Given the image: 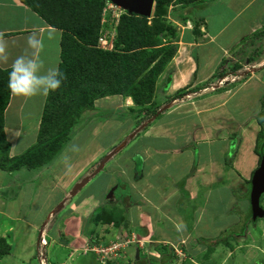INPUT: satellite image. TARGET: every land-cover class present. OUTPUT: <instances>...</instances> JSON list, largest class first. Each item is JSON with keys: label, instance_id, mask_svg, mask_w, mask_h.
<instances>
[{"label": "crops", "instance_id": "0c3cea01", "mask_svg": "<svg viewBox=\"0 0 264 264\" xmlns=\"http://www.w3.org/2000/svg\"><path fill=\"white\" fill-rule=\"evenodd\" d=\"M186 14L187 18L184 22L179 21L178 16L169 17L174 25L182 29V33L179 50L156 82L157 93L154 104L159 107L160 113L156 115L155 120L145 119L138 122L142 116H136L135 112L138 109L128 104L131 100L128 97L104 98H118V101H114L115 105L126 100L124 108L129 110L128 112L134 110L131 125H134L135 121L136 124L130 130L131 133L135 130L136 132L129 137V140L121 142V149L127 146L129 150H134L140 156L137 159H140L143 168L141 174L139 172L134 174L136 180L131 182L132 195H129V198L127 194H120L122 198L119 196L114 199V191L119 188L120 183L111 196L109 193L111 200L108 196L100 197L98 200L91 192L85 196L76 195V192L71 199L66 198L61 207H67L68 214L78 216L75 218L82 226L83 217H88L91 212H96L102 207L116 209L115 206L121 203L129 211L134 210L133 220H136L134 222L143 225L132 230L136 233L139 229L140 236H145L146 228L151 226L163 232L159 241L162 243L170 244L171 241L167 242L166 238H170L171 243L178 246H181L179 242L181 244L185 241L192 242L193 238L195 241L204 242V238L201 237L211 236L208 231L213 229L209 226L210 221L206 219L207 216L214 215V210L209 208L208 195H211L221 183H229L232 186L243 184L242 189H244L247 184L249 185L259 165L254 147L259 131L264 132L256 120L264 105V0H201L193 8L188 9ZM53 29L55 37L49 40L48 33ZM0 32L5 33L4 39L9 51L8 63L0 64V68L11 69L13 60L27 48V37L32 33H37L44 40L45 47L41 58L45 66L58 68L61 31L50 27L18 0H0ZM167 76H170L171 81L165 87ZM184 88L188 89L187 94L179 100H174L172 96ZM45 98L46 96H37L24 100L13 96L10 91L9 104L4 112L5 136L9 135L8 128H17L16 125H6V115L12 119H23L24 117L19 115L31 108L30 113H39L38 116H31L38 119L41 117ZM248 114L249 119L255 122V126L249 122ZM10 131L20 134L19 128ZM128 132L129 129L126 133ZM114 143L110 147H113ZM186 145L195 149V153H189L190 149L185 148ZM115 148L110 151L115 152L120 149ZM12 151L11 146L10 153ZM106 152L95 160L105 157ZM107 155H111L110 159H112L115 154ZM175 159H178V162H175ZM180 160L184 162L181 164ZM128 166L129 163L124 169L116 165L120 173L123 170L127 172ZM170 167L174 170H180L182 167L181 171H187L189 174L185 173L181 178H176L168 170ZM92 168L88 170L89 176L86 173L83 175L89 177L88 182H91L103 169ZM129 168L132 172L136 169L134 164ZM159 176L162 177L159 182L153 179ZM69 184L61 185V190ZM245 190L247 191L246 188ZM75 198L78 199V203H72L77 200ZM67 200L68 202H65ZM104 200L107 205L103 203ZM169 201L176 202L177 208L168 207ZM218 202L216 206L222 208L223 201L219 199ZM182 215L186 216L191 228L187 229L186 223L181 219ZM188 215L194 216V222L191 218H187ZM52 216H55V213L49 216L47 221H50ZM64 216H67L66 212ZM212 223L216 225L215 221ZM24 224H27L24 229L17 228L13 231V250V244L10 246L7 243L5 238L7 236L4 234L5 230L10 232V228L0 227V237L4 238L10 247L9 256H6L11 257L13 252L11 257L13 262L18 256L23 260L22 262L31 264L33 243L30 237L33 238L39 232L40 238L42 235L45 238L48 236L49 241L50 236L44 233L43 229L39 230L38 225L33 222L26 221ZM170 225L179 233L173 235L169 230L165 233L164 227ZM82 226L81 229L76 224L75 227L73 226V234L77 233L78 237L72 240L66 237L68 235L65 231H62L64 234L62 239L68 243V246L57 243L59 237L50 241L52 244H58L56 247L53 245V249L60 251L64 249L65 255L62 261H55L53 264L71 262L75 257L67 256L66 251L69 252L72 245L77 246L80 242L84 245L86 242L89 244ZM219 226L220 230H224L222 222ZM112 227L117 231L120 229L113 225ZM192 233L194 236L191 235ZM120 234L117 233L121 238L126 237ZM43 240L45 239L42 238L41 241ZM45 242L43 244L47 246ZM77 250L74 249L75 252ZM3 259L4 257L0 260V264H3ZM46 264L50 263L46 261Z\"/></svg>", "mask_w": 264, "mask_h": 264}, {"label": "rangeland", "instance_id": "374dc122", "mask_svg": "<svg viewBox=\"0 0 264 264\" xmlns=\"http://www.w3.org/2000/svg\"><path fill=\"white\" fill-rule=\"evenodd\" d=\"M122 12L123 11L116 8L115 5L104 2L102 21L104 25H107L106 28L104 26L107 32L106 34L114 36L115 25ZM176 28V36L172 39V43L176 46L177 53L180 47L179 41L182 29H179L177 26ZM156 93L155 88L154 98ZM154 98L153 100H155ZM114 101H118V98H103L97 100L95 102L96 110L83 114L81 122L74 128L73 136L61 154L40 171L35 170L26 172L25 170H21L18 172L19 174L16 172L3 173L0 171V227L1 229L10 228V232L5 230L4 234L7 236L5 237L7 243H9L10 246L13 244L12 250L14 249L13 231L17 228L24 229L27 225L24 224L26 221L37 224L39 230L43 229L45 231L44 233L50 236L48 241V236L46 235L47 238H45L44 235H42V238L46 240V242L45 240H43V242L47 243L48 247L41 241V233L38 232L33 238L30 237L33 243V258L31 264H46V261L53 264L55 261H62V258L65 256L63 254L64 249L63 251L55 248L53 249V245L56 247L58 244H52L50 241L56 240L59 237L60 240L57 243L68 246V243L62 239L64 231L68 235L66 237H69L71 240L78 237L77 233L73 234L75 224L78 225L80 229L82 226L81 222L75 218L78 216L68 214V208L61 206L66 198L68 200L71 199L73 192H71L72 188L78 183H81L83 179L89 178L86 176L90 174L88 170L91 169V167L97 169L99 166L98 161L101 159L95 160L96 157L106 151L108 153L106 152L104 155L109 153L115 154L113 157L114 159H109L101 172L95 176L91 182H88L85 185L86 187L84 186L81 190L79 189L80 191L78 190L79 193L77 191L76 195L85 196L91 192L94 193L96 195L95 198L99 200L100 197H109L110 191H113L112 189H115L118 183L121 185L114 191V199L119 196L121 197L122 195L120 194H127L126 196H128V198L129 195H132L131 182L136 180L134 174L142 171L143 164L140 162V159H137L140 156L137 155L134 150H129L127 146L121 149V142H126L129 140V137L136 132L135 130L131 133L132 130H130L133 129L136 124L135 121L134 125H131L134 110L128 112L129 110L124 108L126 100L124 102H119L118 105H115ZM128 104L133 105L131 100ZM152 107L158 106L153 104ZM30 110L27 112L23 111L22 114L19 115L20 117H24L23 119H12L9 115H6V125L17 126V128H8L9 135H7L6 139L13 149L10 156H18L36 143L40 117L35 119V116H38L39 113H30ZM159 113L158 111L157 114ZM155 118L156 116H152L151 119L155 120ZM249 118L250 115L248 114V119ZM252 120L253 119H249V122H252V125L255 126V122ZM18 128V132H20L19 135L17 132L13 133L10 131L11 129L16 131ZM128 129L129 132L127 134L126 131ZM112 143H114V145L110 147ZM258 146L259 152H264V132L258 141ZM114 147L120 148L119 151H110ZM185 148L190 149L189 153H195V149H192L190 145H186ZM120 150H122L121 153ZM65 157H67L71 163V170L65 166ZM227 161L229 162L230 160ZM175 162H178V159H175ZM183 162L184 161H181L180 163L182 164ZM193 162L195 161L193 160ZM127 163H129V166L127 167L128 169H126L127 172H125L123 168L125 169ZM133 164L136 168L134 172L129 168ZM116 165L123 167L122 173L118 171ZM79 170H81L80 173L74 177ZM168 170L176 178H181L185 173H188L187 171H181L182 167H180V170H174V168L171 167ZM85 173L86 177L83 176ZM153 179L159 182L162 177H154ZM56 182H58V184H56ZM67 183L70 184L61 190L60 186H66ZM250 185L251 182L249 185L247 184L245 186L247 191L245 188L242 189L244 187L243 184H235L232 186L229 185V183H221L218 185V187L212 191L211 195H208L210 198L209 208L214 210V215L212 217H206V219L210 221V225L207 222L208 225L213 228L208 231L211 236H199L204 238V242L195 241V238H193L194 240L192 242L185 241L184 244L179 242L181 246L171 243L172 240H170V238H166L167 242L171 241L170 244L159 242L160 238L163 236V232L155 227H147L145 236L139 235V229L136 233L134 232L135 230L132 231L133 228L139 226L143 227V225L141 226V224L138 225L139 223L134 222L136 221L133 220L134 210L129 211V209L124 208L121 203L116 205L115 207L117 210H114L116 216H123L124 218L121 224L122 226L118 231L116 229L114 230L112 225L95 224L92 220L93 214L95 213L93 211L88 217H83L84 224L82 226V231L86 234L89 244H86V242L84 245L82 244L83 242H80L77 246L72 245L69 249L70 253L68 251L66 252L67 256L74 255L75 258L69 263L66 262V264H134L136 252L139 253L141 264H163L162 261H167L168 264H264V219L249 218V212L251 211L249 202ZM64 193H66V195H64ZM111 199L112 198H109V200ZM219 199L223 201V209L216 206V204L219 203ZM68 200L65 202H68ZM72 203H78V199ZM103 203L107 205L105 200ZM260 206L264 209V194L260 199ZM70 207H72V205ZM168 207L177 208L176 202L172 203V201H169ZM181 208L183 209L184 207ZM65 212L67 216H64ZM53 213H55V216L50 217V221H47L48 217ZM187 218H191L194 222V216L188 215ZM181 219L186 223L187 229L191 228L190 224L187 223L186 216L182 215ZM212 221L216 222L215 226ZM221 222L225 227L224 230L219 229L221 226H219V223ZM242 224H245L243 228H241ZM105 226H108V228ZM164 229L165 233L166 230L171 231L173 235L179 233L176 231V228L171 225L165 226ZM117 233H121V236H126L128 239H132L133 237L134 242L124 247L125 253L120 251L117 255L109 254V258L102 259L100 255L98 256L94 251L90 250L98 244H109L110 241L121 242L120 240L123 238L117 235ZM237 234L238 236L235 237ZM113 235L117 236L114 237ZM191 235L194 236L193 233ZM198 235L200 234L198 233ZM222 236H224V240L226 239V241L232 245V249H228L221 244L223 243L221 241ZM156 240L158 242H154ZM216 240L221 241L220 245L214 246V251L208 258H205L204 254L208 250V246H212L213 242ZM74 249L78 250L75 252ZM171 255H174V258L168 261L167 259ZM8 256H4L3 264H28V262H22L23 260L18 256L15 257L17 258L15 260L16 263L13 262L11 260L13 252L11 253V257Z\"/></svg>", "mask_w": 264, "mask_h": 264}, {"label": "trees", "instance_id": "16d2710c", "mask_svg": "<svg viewBox=\"0 0 264 264\" xmlns=\"http://www.w3.org/2000/svg\"><path fill=\"white\" fill-rule=\"evenodd\" d=\"M18 1L50 27L61 31L58 69L66 79L59 90L50 92L45 98L36 143L22 154L10 156L11 145L4 131V112L10 99V69L0 68V171L3 173L40 171L49 165L69 143L83 114L96 110L97 100L110 96L128 97L135 108H139L135 114L137 117L142 116V119L138 122L155 117L158 107L152 106L156 82L176 54L172 39L176 36L177 28L169 17L178 16V20L184 22L187 10L201 0H154V11L149 18L123 11L115 25L113 49L110 51L97 47L101 29L107 27L101 23L105 0ZM170 81V76H167L165 87ZM187 90H178L173 95L174 100L187 94ZM256 120L263 128L264 105ZM262 135L263 130H260L254 147L258 163L264 153L258 149ZM104 159L98 161L99 166ZM114 210V207L99 208L92 220L95 224L118 228L124 218L116 216ZM250 212L249 218L252 217ZM223 237V243L215 241L212 246H208L205 258L220 243L232 249V245ZM9 252V245L0 237V260ZM172 259L173 256L167 260Z\"/></svg>", "mask_w": 264, "mask_h": 264}, {"label": "clouds", "instance_id": "9594fccd", "mask_svg": "<svg viewBox=\"0 0 264 264\" xmlns=\"http://www.w3.org/2000/svg\"><path fill=\"white\" fill-rule=\"evenodd\" d=\"M4 37L5 33L0 32V64H7L9 61L8 45ZM54 37L55 30L53 29L49 31L48 39L52 40ZM44 47V40L37 33H32L27 37V48L11 63L8 87L13 96L29 100L37 96H48L50 92L61 88L62 81L66 77L58 68L45 66L41 58ZM64 163L71 170V163L67 157L64 158Z\"/></svg>", "mask_w": 264, "mask_h": 264}, {"label": "water", "instance_id": "95a60500", "mask_svg": "<svg viewBox=\"0 0 264 264\" xmlns=\"http://www.w3.org/2000/svg\"><path fill=\"white\" fill-rule=\"evenodd\" d=\"M124 11H127L129 14L134 13L142 17H151L154 11V0H105ZM104 161L101 162L98 170L102 169L107 160L111 158V155H106ZM89 178L83 179L81 183H78L73 188L72 195L75 194L79 189H81L87 182ZM116 189V187H115ZM114 191V189H112ZM113 191H110V196L113 194ZM264 194V155L262 156L259 166L254 172L251 185H250V209L252 213V219H264V209L260 206V198ZM109 196V198H111ZM138 252H136V258H138Z\"/></svg>", "mask_w": 264, "mask_h": 264}, {"label": "built area", "instance_id": "2783aa9c", "mask_svg": "<svg viewBox=\"0 0 264 264\" xmlns=\"http://www.w3.org/2000/svg\"><path fill=\"white\" fill-rule=\"evenodd\" d=\"M116 8L120 9L116 6ZM103 20V19H102ZM103 24V21H101ZM106 30L104 28L101 29L97 47L102 50H112L113 49V40L114 36H110L109 34H106ZM120 239V238H119ZM121 242L117 241H110L109 244H98L97 246L93 247L92 251H94L98 256L100 255V258H109L110 255H117L118 252H124V247L127 244L133 243V237L132 239H128V237L123 238L120 240ZM125 253V252H124ZM110 254V255H109ZM98 258V259H100Z\"/></svg>", "mask_w": 264, "mask_h": 264}, {"label": "flooded vegetation", "instance_id": "af4514ba", "mask_svg": "<svg viewBox=\"0 0 264 264\" xmlns=\"http://www.w3.org/2000/svg\"><path fill=\"white\" fill-rule=\"evenodd\" d=\"M171 256H172V255H171ZM171 256H169V257H171ZM173 258H174V256H173ZM172 260H173V259H172ZM140 262H141V260H140L139 258H136L134 264H141ZM164 262H165V261H164ZM164 262H163V263H164Z\"/></svg>", "mask_w": 264, "mask_h": 264}]
</instances>
